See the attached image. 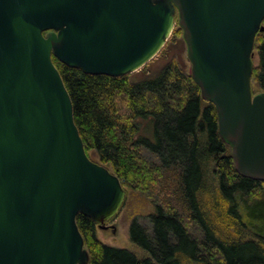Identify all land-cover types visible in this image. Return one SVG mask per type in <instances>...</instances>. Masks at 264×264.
Instances as JSON below:
<instances>
[{"label":"water","instance_id":"1","mask_svg":"<svg viewBox=\"0 0 264 264\" xmlns=\"http://www.w3.org/2000/svg\"><path fill=\"white\" fill-rule=\"evenodd\" d=\"M177 14L237 172L264 181V90L252 79L264 0H0V264H88L78 214L106 227L127 195L87 154L53 56L131 74L163 49Z\"/></svg>","mask_w":264,"mask_h":264},{"label":"trees","instance_id":"2","mask_svg":"<svg viewBox=\"0 0 264 264\" xmlns=\"http://www.w3.org/2000/svg\"><path fill=\"white\" fill-rule=\"evenodd\" d=\"M172 44L169 39L158 53L163 62L156 71L147 63L122 76L85 73L53 56L87 154L93 151L110 165L126 190L150 191L173 171L172 190L181 205L167 194L152 203V232L133 220L131 239L145 252L141 256L103 242L97 223L79 213L88 264H264V181L237 172L214 104L204 100ZM256 52L252 79L264 90L262 31Z\"/></svg>","mask_w":264,"mask_h":264},{"label":"rangeland","instance_id":"3","mask_svg":"<svg viewBox=\"0 0 264 264\" xmlns=\"http://www.w3.org/2000/svg\"><path fill=\"white\" fill-rule=\"evenodd\" d=\"M179 28H181V26L179 24L177 14L174 30L176 31ZM170 39L173 42L172 45L174 46L172 54L178 55L179 57L183 58L188 66L187 68L189 69L190 61L188 60L187 45L183 38V34L180 35L179 33H172ZM158 56L153 58L150 63H148L147 70L149 68L150 71H156L161 66L163 60L158 59ZM254 63L255 65L259 63V56L257 52L254 55ZM253 89L254 93H258L259 91H261L256 82H253ZM90 158L98 163H102L100 158L93 151H90ZM107 167L112 171V167L110 165L107 164ZM209 179L212 188L213 186L215 187L216 179L213 174H210ZM174 180L175 174L172 171L169 172L168 175L163 179L162 185L158 184L154 186V188L150 191L136 190L126 186L127 195L120 211L114 218L107 222L106 227H99V225H97L96 231L98 238L109 245L124 247L131 251L137 252L140 256L144 255L145 252L142 251L131 239V223L133 222V220H137L148 232H152V222L149 217V213L152 211V203H157L156 201H158L159 198L161 199L164 196L169 195L170 198H172L173 204L177 205L178 199L175 195V191L173 192L172 190L174 187ZM164 183L165 187H163ZM177 207H179L180 209L181 205L178 204ZM192 229L194 230V234L198 233V230H196L195 227H193ZM185 264L199 263L193 260H188L185 262Z\"/></svg>","mask_w":264,"mask_h":264}]
</instances>
